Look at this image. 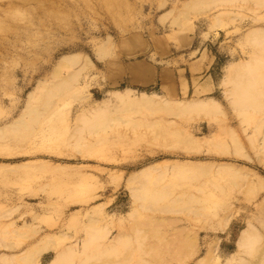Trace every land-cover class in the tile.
<instances>
[{
  "label": "rangeland",
  "instance_id": "rangeland-1",
  "mask_svg": "<svg viewBox=\"0 0 264 264\" xmlns=\"http://www.w3.org/2000/svg\"><path fill=\"white\" fill-rule=\"evenodd\" d=\"M188 1L0 0V259L36 264L50 242L62 264H264V0L178 18ZM189 26L217 58L214 91L172 76L154 92L214 96L217 119L116 110L120 58Z\"/></svg>",
  "mask_w": 264,
  "mask_h": 264
},
{
  "label": "crops",
  "instance_id": "crops-1",
  "mask_svg": "<svg viewBox=\"0 0 264 264\" xmlns=\"http://www.w3.org/2000/svg\"><path fill=\"white\" fill-rule=\"evenodd\" d=\"M210 25L211 23L206 24L204 31L209 29ZM195 33V28L189 26L173 31L171 34L151 35L149 40H145L138 46L137 50L127 52L128 59L120 58L121 74L118 76L117 84H123L124 89L131 88L135 93L157 90L163 94L167 90L166 84L171 81L172 76L180 84L184 80L188 83V76L190 81H197V87L194 93L193 81L191 84H187L185 86L187 95L201 96L211 92L212 89L214 91V80L208 73L217 58L213 55L210 45L203 40L197 42ZM197 74L200 77H195Z\"/></svg>",
  "mask_w": 264,
  "mask_h": 264
},
{
  "label": "bare ground",
  "instance_id": "bare-ground-1",
  "mask_svg": "<svg viewBox=\"0 0 264 264\" xmlns=\"http://www.w3.org/2000/svg\"><path fill=\"white\" fill-rule=\"evenodd\" d=\"M220 0H189L185 3L184 7L182 8L181 12L178 15V18L186 19L190 16L199 17L207 14L212 8L214 4H216ZM171 11H166L161 15V21L165 22L169 18V14ZM178 18H173V23H178ZM218 21L215 20L211 23L210 27L214 28L217 25ZM106 56V50L101 48L97 51V58L103 59ZM77 63L71 56H64L61 58L56 71L61 72L71 66H74ZM234 70L231 68V65L227 66L226 73L223 77L222 84L226 85L232 76ZM247 82H242L239 85V90L244 95L241 99V102L249 105L254 106L253 97L247 92ZM131 88H126L122 90H114L112 92L115 95V109L116 110H130L134 112H148L150 114L156 113H167L172 116H179L184 114L188 111L194 110L197 112L199 117L206 118L209 122L214 121L216 116L222 112V105L220 101L217 100L214 96H209L207 99H199L197 102L188 105H170L167 101L163 100L157 92L148 93L146 91H139L136 92L138 97L133 98L131 93H134ZM198 96V95H197ZM200 96V95H199ZM248 100V101H247ZM253 100V102H250ZM23 121H17L16 125L22 124ZM15 125V126H16ZM232 137V145L235 146L236 140ZM195 202H200L199 200L195 199ZM244 235V234H243ZM241 237L240 242H244L246 238L245 235ZM54 244L47 242L44 245L40 246L36 249V254L40 255L36 264H62V256L55 255L52 259L46 261V255L53 250ZM13 254L9 255L4 253L1 256L0 263L1 264H8L9 259Z\"/></svg>",
  "mask_w": 264,
  "mask_h": 264
}]
</instances>
